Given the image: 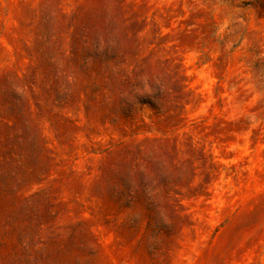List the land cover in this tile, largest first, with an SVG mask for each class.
I'll use <instances>...</instances> for the list:
<instances>
[{
	"label": "rangeland",
	"instance_id": "374dc122",
	"mask_svg": "<svg viewBox=\"0 0 264 264\" xmlns=\"http://www.w3.org/2000/svg\"><path fill=\"white\" fill-rule=\"evenodd\" d=\"M0 264H264V0H0Z\"/></svg>",
	"mask_w": 264,
	"mask_h": 264
}]
</instances>
